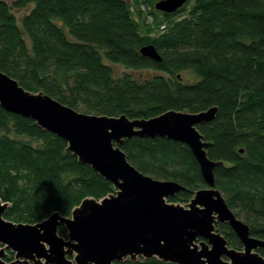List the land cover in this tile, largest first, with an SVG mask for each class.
I'll return each mask as SVG.
<instances>
[{
    "label": "trees",
    "instance_id": "obj_1",
    "mask_svg": "<svg viewBox=\"0 0 264 264\" xmlns=\"http://www.w3.org/2000/svg\"><path fill=\"white\" fill-rule=\"evenodd\" d=\"M157 1L149 0L155 21L148 23L131 11L130 0H0V70L25 89L88 114L135 119L217 106L215 119L198 125L211 142L208 156L225 162L215 168L216 187L252 235L264 239V0H188L172 13L157 10ZM149 44L161 61L141 53ZM119 65L145 73H118ZM188 70L195 81L185 80ZM121 148L141 172L185 187L169 201L186 203L207 186L186 143L134 136ZM114 191L63 138L0 106V197L11 204L6 219L70 216L84 198ZM217 227L231 247L242 249L228 223ZM59 233L67 237L64 226ZM259 252L264 256V246ZM114 264L177 263L140 257Z\"/></svg>",
    "mask_w": 264,
    "mask_h": 264
},
{
    "label": "water",
    "instance_id": "obj_2",
    "mask_svg": "<svg viewBox=\"0 0 264 264\" xmlns=\"http://www.w3.org/2000/svg\"><path fill=\"white\" fill-rule=\"evenodd\" d=\"M187 1L159 0L155 7L172 13ZM141 53L162 60L153 44L143 46ZM0 106L63 138L80 163L89 164L115 188L99 199L84 198L71 216L55 211L36 223L6 219L11 204L0 197V264H28L29 260L42 264V259L45 264H113L140 257L177 264H264L259 252L264 239L252 235L250 225L233 212L216 187L215 168L225 162L208 156L211 142L198 128L215 119L217 106L135 119L125 114H88L44 91L25 89L2 70ZM134 136H159L189 145L207 186L197 189L186 203L169 201L185 187L138 170L121 148ZM219 222L229 224L242 249L229 245L217 227ZM61 226L67 239L58 233ZM7 249L16 252L15 260H4Z\"/></svg>",
    "mask_w": 264,
    "mask_h": 264
},
{
    "label": "rangeland",
    "instance_id": "obj_3",
    "mask_svg": "<svg viewBox=\"0 0 264 264\" xmlns=\"http://www.w3.org/2000/svg\"><path fill=\"white\" fill-rule=\"evenodd\" d=\"M5 1H7L8 3H12L14 0H5ZM130 2L133 4V5H137L138 4V6L137 7H133V5L130 7L131 8V11L132 12H134V13H137V14H145L144 13V10L141 8V4H144L145 5V9L147 8V6H149L150 5V3H149V0H138L137 1V3H136V0H130ZM191 3H192V1H191ZM14 12L16 13V15H17V17L18 18H20V16L22 15V10H14ZM124 71H126V72H131L135 77H137V78H142L143 77V75H144V71H131V70H129V69H126V68H124L123 66H117L116 67V72H118V73H122V72H124ZM182 74H183V76H184V78H185V80L186 81H195L196 79H197V76L195 75V73L194 72H192L191 70H188V71H184V72H182ZM179 203H181V202H179ZM64 215V214H63ZM67 216V215H66ZM70 216H71V214H70ZM243 220V219H242ZM60 228V227H59ZM59 228H58V233H59ZM67 231V230H66ZM59 235H61L60 233H59ZM61 236H63V235H61ZM64 237V236H63ZM66 239H67V237H66ZM47 247H48V244L46 245ZM10 249H7L6 250V252L7 253H9L8 251H9ZM68 258V257H67ZM16 259V252H14L13 251V255H12V257H11V261L12 260H15ZM68 259H70V258H68ZM4 260H5V258H4ZM43 260V263L42 264H45L44 262H45V260L44 259H42ZM6 261V260H5ZM10 262V261H9ZM115 263V262H114ZM113 263V264H114Z\"/></svg>",
    "mask_w": 264,
    "mask_h": 264
},
{
    "label": "built area",
    "instance_id": "obj_4",
    "mask_svg": "<svg viewBox=\"0 0 264 264\" xmlns=\"http://www.w3.org/2000/svg\"><path fill=\"white\" fill-rule=\"evenodd\" d=\"M133 7H135V6L133 5ZM141 8L144 10V13H145V14H143V15H144L146 21H147L148 23H153V22L155 21V15H154L153 13H151V11H152L151 6L149 5V6H147V8L145 9V5H144V4H141ZM165 28H166V23H165V22H164V23H161V24L159 25V31L162 32V31L165 30Z\"/></svg>",
    "mask_w": 264,
    "mask_h": 264
},
{
    "label": "flooded vegetation",
    "instance_id": "obj_5",
    "mask_svg": "<svg viewBox=\"0 0 264 264\" xmlns=\"http://www.w3.org/2000/svg\"><path fill=\"white\" fill-rule=\"evenodd\" d=\"M8 252L9 253H7V256L5 257V260L7 262L11 261V257L13 255V251L12 250H9ZM67 257L70 258V259H73V257L70 256V255H67ZM28 264H36V263L34 261H32V260H29V263Z\"/></svg>",
    "mask_w": 264,
    "mask_h": 264
}]
</instances>
